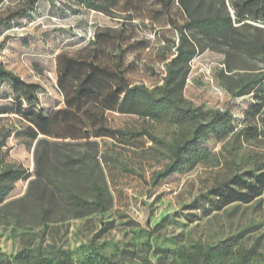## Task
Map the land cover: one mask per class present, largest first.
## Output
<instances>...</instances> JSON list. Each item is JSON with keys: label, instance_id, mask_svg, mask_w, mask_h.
<instances>
[{"label": "rangeland", "instance_id": "rangeland-1", "mask_svg": "<svg viewBox=\"0 0 264 264\" xmlns=\"http://www.w3.org/2000/svg\"><path fill=\"white\" fill-rule=\"evenodd\" d=\"M95 1L107 9L0 0V62L38 85L45 113L57 111L64 107L57 56L92 52L100 33L104 58L119 55L129 84L152 89L168 81L180 107L195 116L157 122L107 111V127L124 135L48 138L58 144L42 145L37 158L24 119L29 106L1 85L0 171L21 168L26 177L0 202V264L16 255L15 264H196L198 246L223 244L227 253L211 251L208 264H264V186L258 192L257 180L264 173V22L247 20L230 37H208L186 27L177 0L167 7L160 0ZM204 1L230 10L229 0ZM214 112L230 119L229 128L200 141L207 155L155 179L174 146ZM65 155L85 156L82 171H95L109 193L105 210L75 216L76 207L55 191L50 180L64 178L90 196L83 177L69 179Z\"/></svg>", "mask_w": 264, "mask_h": 264}, {"label": "trees", "instance_id": "trees-1", "mask_svg": "<svg viewBox=\"0 0 264 264\" xmlns=\"http://www.w3.org/2000/svg\"><path fill=\"white\" fill-rule=\"evenodd\" d=\"M177 1L189 18L186 27L208 37H230L238 25L247 20L264 22V0H229V11L227 7L223 10L204 0ZM74 2L92 10L107 9L106 5L95 0ZM160 2L163 7H167L170 1ZM102 41V34L98 33L93 41L96 47L92 52L85 55L60 53L57 56V88L62 94L64 107L50 113H45L39 106L38 85L23 81L0 62V86L7 84L10 87L16 104L29 106L24 119L31 140H36L35 154L42 145L58 144L57 141L49 142L48 138L69 137L74 140L86 139V142H89L91 137L124 135L125 132L121 130L107 127L105 124L107 111L133 114L157 122H179L194 118L191 110L180 107L171 93L168 81L152 89L143 83L129 84L120 70L119 55H114L110 59L104 58L106 54H103ZM114 48L112 43V51ZM229 121L225 114L214 112L208 122L199 124L194 129L190 138L174 146L172 161L162 171L156 173L155 179L166 178L193 158H204L207 149L200 141L212 134L217 137L224 135L229 128ZM262 132L264 134V121ZM53 150L57 148L54 147ZM65 158V163L72 167L69 179H73L74 183L81 181L83 177L88 184L90 196H83L76 187L68 185L64 178L50 180L55 191L76 207L78 213L75 216H83L86 210H105L110 198L109 193L105 190L101 178L94 174L95 171H82L85 156L65 155ZM37 176L40 177L39 171ZM25 177L26 171L21 168L7 167L1 170L0 202L6 199L12 190V182ZM257 180L261 183L258 191L261 192L264 186V173L259 174ZM197 248L201 259L196 264H208L211 251L227 253L225 244ZM17 258V255L11 259L7 257L6 262L15 264L13 262Z\"/></svg>", "mask_w": 264, "mask_h": 264}]
</instances>
